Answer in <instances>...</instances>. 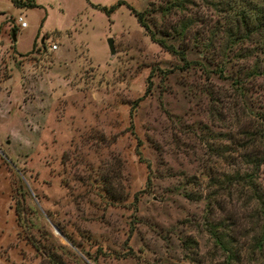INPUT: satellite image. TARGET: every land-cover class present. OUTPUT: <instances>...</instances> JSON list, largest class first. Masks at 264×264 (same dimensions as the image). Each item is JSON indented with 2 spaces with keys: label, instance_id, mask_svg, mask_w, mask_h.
<instances>
[{
  "label": "rangeland",
  "instance_id": "rangeland-1",
  "mask_svg": "<svg viewBox=\"0 0 264 264\" xmlns=\"http://www.w3.org/2000/svg\"><path fill=\"white\" fill-rule=\"evenodd\" d=\"M30 1L0 0V264H223L204 220L241 246L253 208L241 183L224 180L249 170L223 137L246 123L229 109V79L182 66L148 38L126 3L157 0L108 14L96 6L115 0ZM177 17L193 20L186 57L204 62L193 43L216 14L190 0L165 21ZM246 90L251 110H264V71Z\"/></svg>",
  "mask_w": 264,
  "mask_h": 264
},
{
  "label": "trees",
  "instance_id": "trees-1",
  "mask_svg": "<svg viewBox=\"0 0 264 264\" xmlns=\"http://www.w3.org/2000/svg\"><path fill=\"white\" fill-rule=\"evenodd\" d=\"M188 1L190 0H157V3L148 2L140 10L127 3L126 7L148 38L164 50L176 54L182 66L198 63L206 74L211 72L217 77L229 79L237 98L229 109L245 116L246 123L238 125L239 129L236 128V139L231 140V136L226 134L223 137L239 147L249 170L233 173L224 180L230 183L233 178L235 182L241 183V189L245 187L244 191H247L249 200L253 202V208L249 214V228L243 234L246 239L241 246L237 245L235 236L221 221L205 219L204 224L213 245L223 255V264H264V192L256 182L259 167L264 165V110L252 111L250 100L246 96L247 83L264 71V0H201L216 14L212 30L205 41L194 40L197 43H193V47H198L204 62L187 58V48L180 44L187 36L193 20L177 17L173 22L165 21L169 15L185 9ZM12 2L15 5H35L30 0ZM123 2L115 0L108 6L96 7L108 14ZM215 39H219L216 45ZM231 63L240 64L236 65L234 71L224 73ZM259 63H262V68H259ZM206 65L212 66L208 68ZM158 71L166 73L169 69ZM147 81L146 89H149L150 80ZM238 114L235 127H238L240 121ZM208 149L214 152L216 147L208 144ZM182 244L191 253L190 246L194 244L192 239H184ZM190 261L198 264L200 260L190 257Z\"/></svg>",
  "mask_w": 264,
  "mask_h": 264
},
{
  "label": "water",
  "instance_id": "water-1",
  "mask_svg": "<svg viewBox=\"0 0 264 264\" xmlns=\"http://www.w3.org/2000/svg\"><path fill=\"white\" fill-rule=\"evenodd\" d=\"M11 38H12V40L14 39L13 33H11ZM105 42L107 44L109 53H112L113 52L112 38L110 36L106 37Z\"/></svg>",
  "mask_w": 264,
  "mask_h": 264
},
{
  "label": "built area",
  "instance_id": "built-area-1",
  "mask_svg": "<svg viewBox=\"0 0 264 264\" xmlns=\"http://www.w3.org/2000/svg\"><path fill=\"white\" fill-rule=\"evenodd\" d=\"M16 21L18 22L19 27L25 26V22H24V20L22 19V17L20 15L16 16ZM54 47H55V44H51L49 46L50 49H53Z\"/></svg>",
  "mask_w": 264,
  "mask_h": 264
}]
</instances>
